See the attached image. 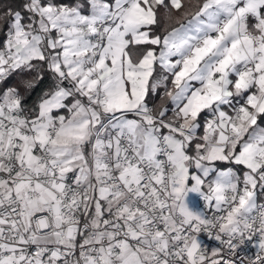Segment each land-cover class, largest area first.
<instances>
[{
  "label": "snow or ice",
  "instance_id": "snow-or-ice-1",
  "mask_svg": "<svg viewBox=\"0 0 264 264\" xmlns=\"http://www.w3.org/2000/svg\"><path fill=\"white\" fill-rule=\"evenodd\" d=\"M0 264H264V0H0Z\"/></svg>",
  "mask_w": 264,
  "mask_h": 264
},
{
  "label": "built area",
  "instance_id": "built-area-1",
  "mask_svg": "<svg viewBox=\"0 0 264 264\" xmlns=\"http://www.w3.org/2000/svg\"><path fill=\"white\" fill-rule=\"evenodd\" d=\"M198 239L202 242L203 245H207L209 247L215 246V241L209 240L207 235L204 233H201Z\"/></svg>",
  "mask_w": 264,
  "mask_h": 264
},
{
  "label": "crops",
  "instance_id": "crops-1",
  "mask_svg": "<svg viewBox=\"0 0 264 264\" xmlns=\"http://www.w3.org/2000/svg\"><path fill=\"white\" fill-rule=\"evenodd\" d=\"M189 200H190L192 203L195 202V198H194L192 195H190Z\"/></svg>",
  "mask_w": 264,
  "mask_h": 264
}]
</instances>
